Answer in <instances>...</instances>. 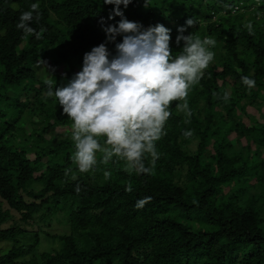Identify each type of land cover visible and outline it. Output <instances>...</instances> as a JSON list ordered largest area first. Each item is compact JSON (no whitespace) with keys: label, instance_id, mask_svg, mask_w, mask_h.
Wrapping results in <instances>:
<instances>
[{"label":"trees","instance_id":"obj_1","mask_svg":"<svg viewBox=\"0 0 264 264\" xmlns=\"http://www.w3.org/2000/svg\"><path fill=\"white\" fill-rule=\"evenodd\" d=\"M32 3L40 21L31 26L46 29L40 40L16 27ZM114 8L104 0H0V264H264V0L121 5L130 21L170 28L174 54L181 26L185 35L214 37L215 59L189 93L190 123L173 102L151 174L130 175L115 157L99 163L101 153L91 172L80 173L72 122L45 96V80L59 87L81 70L84 54L106 42L101 18L121 19H108ZM107 47L116 54L113 43ZM242 76L256 80L250 92ZM188 129L194 135L184 138ZM53 223L67 231L40 226ZM41 234L59 247L40 251Z\"/></svg>","mask_w":264,"mask_h":264},{"label":"clouds","instance_id":"obj_2","mask_svg":"<svg viewBox=\"0 0 264 264\" xmlns=\"http://www.w3.org/2000/svg\"><path fill=\"white\" fill-rule=\"evenodd\" d=\"M132 2L104 0L105 4L115 5L108 19L121 17L117 24L111 25L101 18L106 42L84 54L81 70L66 84L54 87L52 79L45 80V96L55 98L72 122L70 138L75 149L72 161L80 173L91 172L98 164L97 153H101L99 163L107 165L115 157L123 161L124 171L130 175L151 174L160 157L156 145L167 134L165 128L172 116L173 102H178L176 110L184 113V123H190L193 113L189 93L200 84L215 59L211 49L215 48L216 39L201 38L195 33L185 35L184 26L177 29L176 36V44L183 42V46L174 54L170 28L162 23L144 27L124 16L120 6L127 8ZM39 7V3H32L30 10L19 17L16 27L23 31L24 39L34 36L40 40L46 31L31 26L33 20L40 21ZM239 8L235 6L233 13L240 11ZM196 23L194 18L186 21L187 27ZM244 27L250 35L254 34L251 22ZM117 37H122V42ZM108 43L115 45V55L109 51ZM43 63L47 65L46 61ZM241 82L249 92L256 87V80L249 76H242ZM213 97L220 98L216 92ZM222 99L225 102L230 99L227 91ZM193 135L191 129L182 132L184 138ZM65 174L76 179L72 169H66ZM103 175L108 180L111 172L105 171ZM125 190H133L130 181ZM75 191H81L79 184ZM151 200L150 196L138 200L136 208H144Z\"/></svg>","mask_w":264,"mask_h":264},{"label":"rangeland","instance_id":"obj_3","mask_svg":"<svg viewBox=\"0 0 264 264\" xmlns=\"http://www.w3.org/2000/svg\"><path fill=\"white\" fill-rule=\"evenodd\" d=\"M250 114L259 116L258 112L254 108L250 109ZM57 131L59 132L60 130L58 129ZM40 226H42L47 231L49 230L52 234H60L64 231H67L64 225L58 223H53L51 228L45 227L43 224H40ZM41 240L42 242L39 248L40 251H47L59 247V244L56 241L46 239L43 234H41Z\"/></svg>","mask_w":264,"mask_h":264}]
</instances>
